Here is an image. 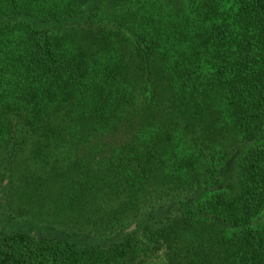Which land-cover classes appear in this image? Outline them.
Segmentation results:
<instances>
[{"label": "trees", "instance_id": "obj_1", "mask_svg": "<svg viewBox=\"0 0 264 264\" xmlns=\"http://www.w3.org/2000/svg\"><path fill=\"white\" fill-rule=\"evenodd\" d=\"M0 264H264V0H0Z\"/></svg>", "mask_w": 264, "mask_h": 264}]
</instances>
